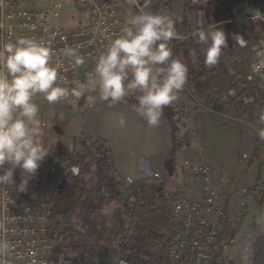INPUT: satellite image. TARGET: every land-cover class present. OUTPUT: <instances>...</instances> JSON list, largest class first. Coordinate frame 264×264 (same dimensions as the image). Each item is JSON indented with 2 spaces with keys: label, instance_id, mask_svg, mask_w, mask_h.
I'll use <instances>...</instances> for the list:
<instances>
[{
  "label": "built area",
  "instance_id": "1",
  "mask_svg": "<svg viewBox=\"0 0 264 264\" xmlns=\"http://www.w3.org/2000/svg\"><path fill=\"white\" fill-rule=\"evenodd\" d=\"M118 4L77 0L84 20L65 29L59 23L61 0H0V264H65L54 238L58 219L47 213L44 197L26 201L14 195L17 181L8 171L25 151L9 140V134H21L22 125L11 116L33 113L60 88L65 90L57 102L72 104L80 92L100 93L106 83L116 88L127 84L132 52L125 50L124 41L130 29ZM235 11L240 64L245 76L264 89V6L253 8L243 1ZM33 131L46 135L41 121ZM197 155L202 157L204 150ZM182 167L195 186L163 192L166 264H234L238 244L233 232L243 222L249 186L239 188L237 208L226 210L223 193L234 173L189 159ZM139 170L144 177L159 178L143 161ZM78 172L71 167L65 178ZM122 183L129 187L134 180L125 177Z\"/></svg>",
  "mask_w": 264,
  "mask_h": 264
},
{
  "label": "trees",
  "instance_id": "2",
  "mask_svg": "<svg viewBox=\"0 0 264 264\" xmlns=\"http://www.w3.org/2000/svg\"><path fill=\"white\" fill-rule=\"evenodd\" d=\"M163 1L166 4L154 30L159 32L170 25L176 35L163 46L165 55L171 53L173 75L161 89L162 104L173 128L172 165L175 166V157L190 146L188 124L184 121L189 107L175 103L177 95L187 97L197 110L212 108L218 102L234 107L249 122L256 120L264 133V89L245 76L238 56L230 60L238 37L232 22L235 9L249 0H196L206 26L216 28V33L223 37L221 42L205 40L200 33L193 38L187 31L186 24L196 2L182 0L183 17L178 24L174 0ZM179 36L188 37L191 49ZM238 87L241 90L231 97ZM71 144L68 149L60 141L48 149L42 185L46 211L58 219L54 238L59 252L87 260L102 249L125 264H165L168 231L162 197L168 188L166 182L145 177L126 187L112 171L102 143L82 136L72 139ZM71 167L79 168L78 175L67 176L61 182ZM251 251V264H264V233L255 238Z\"/></svg>",
  "mask_w": 264,
  "mask_h": 264
},
{
  "label": "crops",
  "instance_id": "3",
  "mask_svg": "<svg viewBox=\"0 0 264 264\" xmlns=\"http://www.w3.org/2000/svg\"><path fill=\"white\" fill-rule=\"evenodd\" d=\"M165 4L163 0H119L118 12L129 29H131L128 22L129 16L138 20L136 12L139 13L144 24L140 23L139 28L146 36L148 33L153 37L151 42L158 53L159 62L161 59H166L169 62L168 68L165 66L164 70L160 69L157 62L152 82L146 83L144 69L135 67L133 63L136 55L135 48L124 41L125 50L132 52L131 67L127 71L128 81L124 87H111L106 83L104 90L100 93H78V99L72 104L57 102V96L65 90L60 88L33 113L11 116V121L19 119L22 124L19 136L9 134L10 142L17 148L23 147L25 151L24 157L16 159V163L17 160L20 162L19 168L26 165L29 152L33 149H43L44 144L50 148L60 141L66 145L70 143L72 146V139L84 136L104 145L108 151L110 167L121 183L125 177H130L134 181L145 178L139 170L140 162L143 161L152 171L158 173L159 178L166 182L169 189L173 190L183 185L193 188L195 184L190 175L183 169L182 162L177 161L179 156H182L183 160L189 159L200 163L212 162L216 158L221 169L234 173L230 184H240L239 187L247 185L245 183L247 178L257 177L256 174L264 167V134L259 126L260 134L250 139L248 135L242 133L238 124L232 122L233 119L230 120L231 115H242L234 107L224 106L222 102H218L212 108L197 110L187 97L182 95L175 96L174 102L189 107L185 117H190L191 123L188 129L191 128L195 136L189 135V148L177 155L175 166L172 165L170 155L173 146V128L162 104L161 89L168 77L173 75L170 66L171 53L165 55L163 46L168 39L176 38V35L170 25L163 26L159 32L154 30ZM172 6L174 17L179 24L183 17V1L174 0ZM186 27L193 38L195 33H200L205 40L215 39L220 42L223 40L221 35L216 36V28L213 25L206 26V21L196 3L193 5ZM177 38L184 39L188 49H191L188 37ZM238 55L239 51L235 48L230 60L234 61ZM182 81H186V77H182ZM97 82L104 81L102 77H99ZM236 90L240 91L241 87ZM237 94L238 92L233 91L230 95L234 97ZM243 117L246 118L244 115ZM37 121L44 124L45 136L34 133L33 127ZM206 124L212 127L214 132L211 130V134L213 132L215 136L210 138L211 134L208 132L207 136L197 138L200 136L198 133L200 130L203 135L206 133ZM260 135L263 137L258 139ZM207 140L214 143L216 149L208 150L204 146ZM194 142L197 143L196 147L192 146ZM199 149L204 150L202 157L197 155ZM244 157L246 159L242 160ZM243 161H250V163L247 166H241ZM19 171L16 164L10 166L8 171V177L17 181L14 195L18 199L33 201L36 190L31 191L30 188L20 185ZM229 185L223 193V205L226 210H233L238 205L239 188L235 190L232 185L229 189ZM62 254L65 257V264L124 263L115 254L102 249L97 250L87 260H76L73 255Z\"/></svg>",
  "mask_w": 264,
  "mask_h": 264
},
{
  "label": "rangeland",
  "instance_id": "4",
  "mask_svg": "<svg viewBox=\"0 0 264 264\" xmlns=\"http://www.w3.org/2000/svg\"><path fill=\"white\" fill-rule=\"evenodd\" d=\"M43 2L44 0H39ZM63 3V10L60 13L59 17V23L63 25L65 29H71L76 27L78 24H80L84 20L83 14L77 9V0H61ZM196 2V1H195ZM249 5L253 8L255 7H262L264 6V0H249ZM197 4V2H196ZM137 13V19L135 17H130L128 22H130V33L128 37L125 39V42L129 46H133L136 50V55L133 58V63L135 64V67H141L144 69L145 75V82L151 83L152 77L155 74L157 62H159V57L156 49L152 46L153 37L147 33V36L145 33L139 28L140 23L142 25L143 21L141 17L139 16V13ZM140 21V22H139ZM216 36L218 34L216 33ZM169 62L166 59H161L159 62V68L162 70L165 69V66L168 68ZM162 78V77H161ZM234 92H239V90H235ZM231 119H233L232 122L239 125L240 130L242 133L249 136V138H255L260 134V130L258 128L257 121L248 122L246 118L243 117V115L234 116L231 115ZM190 117H185V122L190 127ZM188 121V122H187ZM211 130L213 131L212 127H209L208 124L205 126L204 135L202 134L201 130L198 132L200 133V136L197 138H201L203 136H207L208 132L211 134ZM189 135L191 134L193 137L195 136L192 132L191 128L188 129ZM214 132V131H213ZM211 134V137H214L215 135ZM202 135V136H201ZM201 142V140H197ZM46 144L43 145V149H33L29 152V157L27 159L26 165H22L20 167V162L17 160L16 167L20 169L19 171V181L20 185H23L26 188H30L32 190H36L34 192V199L37 196L44 197L43 195V181L45 178L46 170H47V164H46V153L49 148H47ZM197 143L194 142L192 144L193 147H196ZM204 146L210 151L213 149H216V146L214 143H210V140H207L204 143ZM68 149L71 148L70 143L67 144ZM77 149H79L77 147ZM35 150V151H34ZM24 157V156H23ZM22 158V157H21ZM19 159V158H18ZM183 160L182 156H179V159L177 161L181 163ZM216 158L212 160V162H208L209 165L217 168H221ZM250 163V161H243L241 163V166H247ZM66 176L63 175L61 177V182L65 181L64 179ZM257 177L247 178L245 180V183L247 185L243 186H249V194L246 199V209L244 211L245 215L243 218V222L241 225L236 228V230L233 232V235L237 239V252L235 253V260L236 262L234 264H248V259L250 258V253H248V243H252L253 239L257 238L255 236V233L258 232L260 229L264 227V167L263 169L256 174ZM169 181V180H168ZM244 183V184H245ZM236 190V188H240V184L234 185V183L229 185V189L232 187ZM37 193V194H36ZM31 201V200H29ZM250 243V244H251ZM253 244V243H252ZM252 247V246H251ZM249 256V257H248Z\"/></svg>",
  "mask_w": 264,
  "mask_h": 264
},
{
  "label": "water",
  "instance_id": "5",
  "mask_svg": "<svg viewBox=\"0 0 264 264\" xmlns=\"http://www.w3.org/2000/svg\"><path fill=\"white\" fill-rule=\"evenodd\" d=\"M264 233V228H262V229H260L258 232H256L255 233V236L257 237V236H260L261 234H263ZM251 246H252V243H251V245H250V248H249V250H250V264H251V262H252V257H253V255H252V251H251Z\"/></svg>",
  "mask_w": 264,
  "mask_h": 264
},
{
  "label": "bare ground",
  "instance_id": "6",
  "mask_svg": "<svg viewBox=\"0 0 264 264\" xmlns=\"http://www.w3.org/2000/svg\"><path fill=\"white\" fill-rule=\"evenodd\" d=\"M264 228V227H263ZM251 243V242H250ZM250 243H248V251H249V248H250ZM249 253V252H248ZM249 257V256H248ZM250 259V258H249ZM248 259V264H249V262H250V260Z\"/></svg>",
  "mask_w": 264,
  "mask_h": 264
}]
</instances>
